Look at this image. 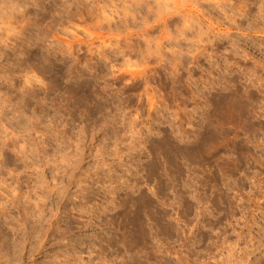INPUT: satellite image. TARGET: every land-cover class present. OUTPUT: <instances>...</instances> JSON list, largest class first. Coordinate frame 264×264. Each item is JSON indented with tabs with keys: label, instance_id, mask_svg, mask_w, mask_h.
<instances>
[{
	"label": "clouds",
	"instance_id": "obj_1",
	"mask_svg": "<svg viewBox=\"0 0 264 264\" xmlns=\"http://www.w3.org/2000/svg\"><path fill=\"white\" fill-rule=\"evenodd\" d=\"M0 264H264V0H0Z\"/></svg>",
	"mask_w": 264,
	"mask_h": 264
}]
</instances>
